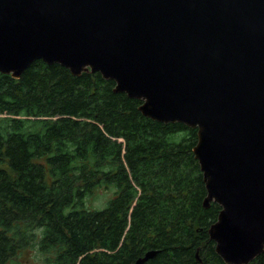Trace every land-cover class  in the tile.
Instances as JSON below:
<instances>
[{"label": "trees", "instance_id": "16d2710c", "mask_svg": "<svg viewBox=\"0 0 264 264\" xmlns=\"http://www.w3.org/2000/svg\"><path fill=\"white\" fill-rule=\"evenodd\" d=\"M114 86L41 60L19 79L0 73V264L28 247L41 264H131L152 249L144 264H226L208 234L220 206L202 205L197 129L145 117ZM109 186L103 208L87 206Z\"/></svg>", "mask_w": 264, "mask_h": 264}, {"label": "water", "instance_id": "95a60500", "mask_svg": "<svg viewBox=\"0 0 264 264\" xmlns=\"http://www.w3.org/2000/svg\"><path fill=\"white\" fill-rule=\"evenodd\" d=\"M36 60L98 72L145 117L196 128L215 252H264V0H0V73Z\"/></svg>", "mask_w": 264, "mask_h": 264}, {"label": "rangeland", "instance_id": "374dc122", "mask_svg": "<svg viewBox=\"0 0 264 264\" xmlns=\"http://www.w3.org/2000/svg\"><path fill=\"white\" fill-rule=\"evenodd\" d=\"M113 194V187H99L91 196L87 198V206L95 209L103 208L107 204L108 200L112 198ZM43 258L44 254L36 248L28 247L25 250H21L13 259V262H9L8 264H41Z\"/></svg>", "mask_w": 264, "mask_h": 264}, {"label": "flooded vegetation", "instance_id": "af4514ba", "mask_svg": "<svg viewBox=\"0 0 264 264\" xmlns=\"http://www.w3.org/2000/svg\"><path fill=\"white\" fill-rule=\"evenodd\" d=\"M16 257V256H15ZM14 256L12 257V260L11 261H9V262H13V259L15 258ZM9 262H7L6 264H8Z\"/></svg>", "mask_w": 264, "mask_h": 264}]
</instances>
